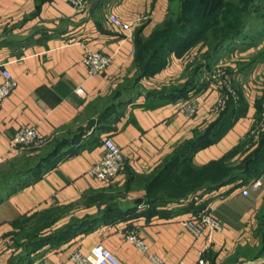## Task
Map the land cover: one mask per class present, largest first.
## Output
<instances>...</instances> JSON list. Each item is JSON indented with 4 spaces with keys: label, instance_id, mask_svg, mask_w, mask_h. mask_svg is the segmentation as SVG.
<instances>
[{
    "label": "crops",
    "instance_id": "1",
    "mask_svg": "<svg viewBox=\"0 0 264 264\" xmlns=\"http://www.w3.org/2000/svg\"><path fill=\"white\" fill-rule=\"evenodd\" d=\"M168 5L86 0L77 11L68 0H0V85L5 70L16 81L0 109V169L65 144L51 163L0 199V264L23 251L24 243L14 238L30 219L54 212L64 214L53 227L72 233L39 249L31 264H76L75 253L97 245L124 264H156L153 257L166 264H199L201 258L204 264H264V242L255 234L264 208V169L253 179L240 177L255 111L249 108L219 141L187 151L217 121L218 94L199 96L193 117L183 111L184 99L159 94L185 82L187 57L175 50L163 69L140 77L135 35L141 29L148 39ZM111 15L135 22L134 37L114 26ZM87 50L113 56L112 64L90 76L83 63ZM77 87L85 89V100ZM23 127L35 128L45 147L13 151L11 141ZM108 137L122 149L126 165L113 181L99 182L89 171L102 160ZM257 178L261 188L243 195ZM205 210L222 231L196 239L182 221ZM251 252L256 256L244 258Z\"/></svg>",
    "mask_w": 264,
    "mask_h": 264
},
{
    "label": "rangeland",
    "instance_id": "2",
    "mask_svg": "<svg viewBox=\"0 0 264 264\" xmlns=\"http://www.w3.org/2000/svg\"><path fill=\"white\" fill-rule=\"evenodd\" d=\"M168 2L164 21L152 33L160 31L169 35L182 25L193 22V19H198L199 22L196 23L201 22L204 27L196 39L193 34L201 28L193 29L192 37H187L188 42L185 40L187 43H184L195 44L198 40L196 47L185 54L186 68L189 67L190 70L188 73L184 72L182 77L185 81L189 77H195L196 69H199V74L195 89L185 98L183 106L193 101L198 111L196 101L199 96L214 91L218 94V99L213 112L218 119L230 105L237 108L244 102L248 107L247 112L249 108L255 111L251 132L244 141L245 151L253 150L250 155H254V147L264 136V0ZM142 46L141 51L150 54V49L145 44ZM6 172L7 170L0 171V180ZM57 216L58 213L54 212L30 219L25 227L28 232L26 236L32 241L34 231ZM255 234L261 243L264 242V208L260 212ZM255 256L251 252L244 258Z\"/></svg>",
    "mask_w": 264,
    "mask_h": 264
},
{
    "label": "trees",
    "instance_id": "3",
    "mask_svg": "<svg viewBox=\"0 0 264 264\" xmlns=\"http://www.w3.org/2000/svg\"><path fill=\"white\" fill-rule=\"evenodd\" d=\"M196 21H198V19H193V22L190 21V23L182 25L169 35L160 31H154V33H152V35L148 39H144L140 36V29L135 35L138 47L137 62L142 72L140 74V77L145 76L148 73H155L163 69V67L167 63L168 54L171 51H178V54L183 56L189 51H191V49L195 48L196 44H198L196 43L198 40L195 42V44L193 42L190 45H184V43L188 42L187 37H189L190 35L192 37L193 29H202L193 34L195 35V39L198 37L197 34L200 35L203 32V24L201 22L196 23ZM185 40H187V42H185ZM142 44H145V47L147 49H150V54L141 51V47H143ZM173 47L176 48L173 49ZM170 48H172V50H170ZM189 70V67H187L185 69V72L187 71L186 73H188ZM196 70L197 73L195 77H189L183 83H172L164 87L159 94L168 97L171 101H178L180 99L185 100V98H187L190 93L195 89L194 85L197 81L196 77L199 74V69ZM247 109L248 107L246 104H244V102L240 107L237 108L230 105L228 108L225 109V111L217 119L216 122L212 123L208 128L203 131L201 137L195 139L194 141L186 145L187 151L195 147H205L211 143L219 141L224 134L230 131L233 125L240 118L246 116ZM64 145V143L58 142L55 147L51 150H46L44 152L38 153L35 156H25L22 159L12 163L8 167L0 169V171L7 170L4 177H1L2 179L0 180V199L3 197V195L9 188L16 185L19 180L22 179L24 176L34 175L35 173H38L41 169L46 167L49 163H51L58 156L60 149ZM244 145L245 143L242 147H244ZM254 152V155H250L253 153V150L248 151L249 154L248 159L245 162V170L243 174L240 173V177H243L244 181L253 179L252 177L260 175V173L264 169V136L262 137L261 141L254 147ZM177 158L171 159L170 167L174 162L178 160ZM63 214L64 212L58 213V216L55 219L41 227H38L36 232L34 231L35 236L32 241L31 239H29L30 237L26 236V234L28 233L26 231V228L23 229L22 232L17 234L14 238V241L16 243H20V245L24 243V249L23 251H21L22 249L20 250L19 255L13 258L10 264H31L39 249H41L45 245L55 243L56 241L64 238L67 235H70L72 231H57L53 227L56 221Z\"/></svg>",
    "mask_w": 264,
    "mask_h": 264
},
{
    "label": "built area",
    "instance_id": "4",
    "mask_svg": "<svg viewBox=\"0 0 264 264\" xmlns=\"http://www.w3.org/2000/svg\"><path fill=\"white\" fill-rule=\"evenodd\" d=\"M72 7L77 11H83L86 7V0H68ZM111 23L128 34L129 38L134 37L135 22H125L119 17L111 15ZM137 20V22H139ZM113 62V56L87 50L83 57V63L87 66L89 75L96 76L110 67ZM4 80L0 85V109L3 101L10 95L16 87V81L13 79L9 71H3ZM76 94L83 100L87 98V93L83 87H77ZM183 111L190 117L196 115V107L194 102L187 103L183 106ZM46 145V140L42 138L35 128H20L14 139L11 141V149L17 153L26 148H40ZM104 155L102 160L94 165L89 175L99 182H110L116 179L124 170L126 161L122 149L111 138H105L103 141ZM262 186V179L253 180L242 192L248 196L251 191H257ZM196 239L207 236L208 232L215 233L222 231L221 223L215 219L211 210H205L201 213L194 214L182 221ZM131 240L142 251H147L148 247L142 239L136 235L131 236ZM73 259L76 264H124L109 249L102 245L95 246L89 253H75ZM156 264H166L158 257H153ZM201 258L199 264H204Z\"/></svg>",
    "mask_w": 264,
    "mask_h": 264
}]
</instances>
